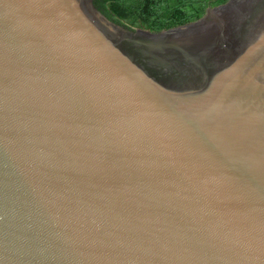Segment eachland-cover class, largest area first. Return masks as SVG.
I'll return each mask as SVG.
<instances>
[{
	"label": "water",
	"instance_id": "water-1",
	"mask_svg": "<svg viewBox=\"0 0 264 264\" xmlns=\"http://www.w3.org/2000/svg\"><path fill=\"white\" fill-rule=\"evenodd\" d=\"M0 82V264H264V0H0Z\"/></svg>",
	"mask_w": 264,
	"mask_h": 264
},
{
	"label": "trees",
	"instance_id": "trees-1",
	"mask_svg": "<svg viewBox=\"0 0 264 264\" xmlns=\"http://www.w3.org/2000/svg\"><path fill=\"white\" fill-rule=\"evenodd\" d=\"M226 0H93L114 22L131 28L159 31L196 20L207 7Z\"/></svg>",
	"mask_w": 264,
	"mask_h": 264
},
{
	"label": "snow or ice",
	"instance_id": "snow-or-ice-1",
	"mask_svg": "<svg viewBox=\"0 0 264 264\" xmlns=\"http://www.w3.org/2000/svg\"><path fill=\"white\" fill-rule=\"evenodd\" d=\"M5 81H6V77H5ZM6 86V83L5 82H0V87H4Z\"/></svg>",
	"mask_w": 264,
	"mask_h": 264
}]
</instances>
